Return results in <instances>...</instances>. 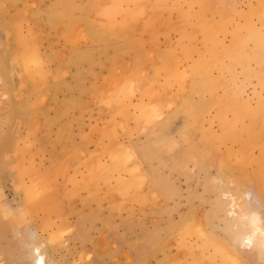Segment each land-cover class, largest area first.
Listing matches in <instances>:
<instances>
[{
    "label": "rangeland",
    "instance_id": "obj_1",
    "mask_svg": "<svg viewBox=\"0 0 264 264\" xmlns=\"http://www.w3.org/2000/svg\"><path fill=\"white\" fill-rule=\"evenodd\" d=\"M263 17L0 0V264H264Z\"/></svg>",
    "mask_w": 264,
    "mask_h": 264
},
{
    "label": "bare ground",
    "instance_id": "obj_2",
    "mask_svg": "<svg viewBox=\"0 0 264 264\" xmlns=\"http://www.w3.org/2000/svg\"><path fill=\"white\" fill-rule=\"evenodd\" d=\"M120 2L122 1L123 2V0H119ZM125 1V0H124ZM155 4H156V2H154ZM261 8V7H260ZM261 13V12H260ZM264 18V17H263ZM236 27V26H235ZM253 27V26H252ZM251 27V29H254L255 30V28H252ZM238 28V27H237ZM248 28V27H247ZM234 29V28H233ZM249 29V28H248ZM238 30V29H237ZM250 30V29H249ZM254 30H252V31H250V33L252 34L251 36H253L254 35V37L253 38H255V39H253V41L254 40H256V38L258 37V34L256 35V31H254ZM226 31V30H225ZM231 32H232V29H231ZM236 32V31H235ZM261 33H259V37H261V35H260ZM259 37L257 38L258 40H259ZM262 39V38H261ZM262 41V40H261ZM264 41V40H263ZM262 41V42H263ZM257 42V41H256ZM258 43V42H257ZM260 43V42H259ZM256 44V43H255ZM255 44H252V45H255ZM258 45H260V44H258ZM234 46V45H233ZM239 46V45H238ZM241 46V45H240ZM237 47V46H236ZM253 47V46H252ZM241 48V47H240ZM232 49V48H231ZM252 50V49H251ZM236 53V52H235ZM23 60V61H22ZM27 61H28V59H27V57L25 56V58H23V59H20L19 60V63H24V64H27ZM26 62V63H25ZM23 66V65H22ZM21 66V67H22ZM23 67H25V66H23ZM22 67V68H23ZM24 69H26V68H24ZM27 70V69H26ZM25 71V70H24ZM257 74V73H256ZM264 86V85H263ZM229 214V213H228ZM251 225H252V227L254 228L253 229V231L255 232V234L257 235V234H263V236H264V231H262V230H260V227H259V224H258V220L254 217L251 221ZM262 229V228H261ZM250 234H251V232H250ZM246 236V235H245ZM254 236V235H253ZM257 239V238H256ZM244 247L246 248V249H250V248H252V246H253V241H252V239H251V237H246L245 239H244ZM218 247V246H217ZM235 247V246H234ZM240 249V248H239ZM34 251H36V253H37V256H36V258L34 259V264H43V257L38 253V249H35ZM240 252V251H239ZM228 255V254H227ZM224 258V257H223ZM226 258V257H225ZM230 262V261H229ZM232 262V261H231ZM235 263V262H234ZM231 264V263H230Z\"/></svg>",
    "mask_w": 264,
    "mask_h": 264
}]
</instances>
